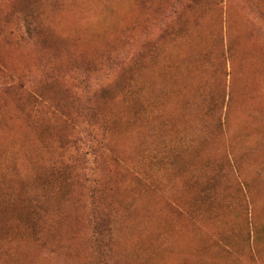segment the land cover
<instances>
[{
  "label": "rangeland",
  "instance_id": "374dc122",
  "mask_svg": "<svg viewBox=\"0 0 264 264\" xmlns=\"http://www.w3.org/2000/svg\"><path fill=\"white\" fill-rule=\"evenodd\" d=\"M0 264H264V0H0Z\"/></svg>",
  "mask_w": 264,
  "mask_h": 264
}]
</instances>
